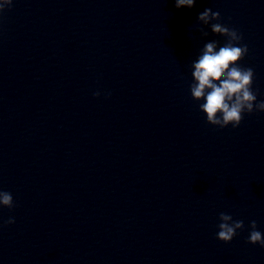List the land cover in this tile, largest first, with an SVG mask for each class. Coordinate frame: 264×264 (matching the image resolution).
Wrapping results in <instances>:
<instances>
[{"label":"clouds","instance_id":"1","mask_svg":"<svg viewBox=\"0 0 264 264\" xmlns=\"http://www.w3.org/2000/svg\"><path fill=\"white\" fill-rule=\"evenodd\" d=\"M196 0H175L177 8L194 6ZM13 0H0V14L6 8L10 9ZM219 11L205 8L197 17L202 26H208L213 34L225 37L223 45L218 47L216 40L204 44L201 54L191 67L193 69L192 83L189 85L191 98L199 102V110L206 115V122L213 126L225 128L231 125L239 127L245 114L264 112V100L257 99L253 90L254 70L244 68L239 62L248 54V46L242 44V35L234 28L220 23ZM202 36H207L203 27L197 29ZM100 92L93 93L99 97ZM10 192L0 190V207L13 209L15 207ZM217 239L230 243L243 230V220H234L232 215L219 214ZM6 224L15 223L14 217H9ZM248 243L264 248V234L257 230V222H249Z\"/></svg>","mask_w":264,"mask_h":264}]
</instances>
